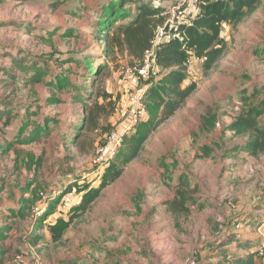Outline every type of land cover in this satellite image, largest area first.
Instances as JSON below:
<instances>
[{
	"label": "rangeland",
	"instance_id": "obj_1",
	"mask_svg": "<svg viewBox=\"0 0 264 264\" xmlns=\"http://www.w3.org/2000/svg\"><path fill=\"white\" fill-rule=\"evenodd\" d=\"M113 1L0 0V102H10L0 120V264H238L248 256L264 264V150L251 153L253 132L232 127L246 113L264 131V0L236 28L222 27L226 49L207 75L202 59L189 58L181 87L194 83L195 90L156 128L155 99L144 96L146 114L127 137L150 131L109 184L124 145L107 166L98 148L128 120L131 93L167 74L161 68L131 85L129 58L106 53L98 25L119 7ZM122 1L125 15L148 3L175 20L177 0ZM33 64L50 75L30 85L33 70H25ZM62 73L71 86L58 92L47 81ZM102 92L114 110L87 130L85 104L104 103ZM45 117L51 120L39 140L16 141L24 121ZM23 198L31 200L24 216H13Z\"/></svg>",
	"mask_w": 264,
	"mask_h": 264
},
{
	"label": "trees",
	"instance_id": "obj_2",
	"mask_svg": "<svg viewBox=\"0 0 264 264\" xmlns=\"http://www.w3.org/2000/svg\"><path fill=\"white\" fill-rule=\"evenodd\" d=\"M113 3V5H119V7L123 6L122 0L113 1ZM260 3L261 0H199L198 14L195 15L190 23H180L173 27V30L177 31L180 37L162 42L156 49L157 63L167 70V74L162 78L159 85L156 87L151 86L144 94L147 98L155 99V101L150 103L149 108L159 110L158 118L154 121L155 128L173 116L195 90L194 83L188 84L184 88L181 87V83L184 82L187 76L186 70L189 58L194 56L202 59V71L203 74L207 75L226 49L225 42L221 36L222 27L231 25L236 28L240 22L255 11ZM119 7L113 9V6H111L106 19L104 20L103 18L98 27L106 32V53L110 56L116 53H124L129 58V62L135 65L140 62L143 52L150 47L156 28L164 25L166 21L164 9L148 3H142L135 7V14L130 16L125 15ZM124 16L125 18L130 17L128 22L114 24L117 18ZM12 68L25 69L22 65L16 63L13 64ZM27 68L25 74L29 70H33L31 74L27 75L26 79L30 85L42 82L45 77L50 75L37 64L28 65ZM11 72L8 71L7 74L14 78L15 76ZM47 85L51 86L53 90L61 92L63 89L70 87L71 83L69 78L62 73L55 74L47 81ZM97 98H102L105 102L99 103L96 99L90 105L85 104L84 107L85 119L83 128L86 127L87 130L96 129L99 118L101 116H109L115 107V101L109 100L111 98L110 94L102 92L97 95ZM111 104V109L107 110V105ZM1 106H4V108L0 109V120L9 115V111L6 112L5 109L10 106V102L2 101L0 102V108ZM146 108H148V105H146ZM29 109L30 107H28ZM35 112L37 113V111ZM50 120V118L45 117L42 124L35 122L31 125L24 121L18 131L16 141L26 144L39 140L41 134L47 133ZM5 122H8V119H5ZM232 127L237 133L253 132V139L247 143L251 153L256 154L264 150V131L257 126L255 117L246 113L240 114L232 123ZM149 131L147 129L141 134L138 133L139 135L124 137L122 142L124 147L115 158L114 163L116 166L113 169L114 173L109 178V184L122 174L126 164L139 155ZM70 189L69 186L66 187L63 193L69 192ZM89 197L91 196L82 201L85 202L81 205L83 210H86L92 202ZM21 201L22 206L17 210L11 211L13 216L23 217V210L31 200L23 198ZM168 205L174 210L177 203L176 201H170ZM50 231L55 233V227L51 226ZM53 238L54 240H59L60 237L58 234H54ZM238 264H255V260L252 256H248L246 260L239 261Z\"/></svg>",
	"mask_w": 264,
	"mask_h": 264
},
{
	"label": "built area",
	"instance_id": "obj_3",
	"mask_svg": "<svg viewBox=\"0 0 264 264\" xmlns=\"http://www.w3.org/2000/svg\"><path fill=\"white\" fill-rule=\"evenodd\" d=\"M198 3L199 0H177L176 5L173 7L175 10L173 18L175 20L172 21V19H167L163 26H158L156 28L155 35L150 42V47L143 52L140 62L132 67L133 75L131 81L133 84L131 85L137 84L140 78L151 79L153 76L160 73L162 67L156 60V49L158 45L162 42L180 37L179 33L173 30V27L180 23H190L195 15L198 14ZM145 91L141 93H131L129 99L133 107L130 110L128 120L119 129L108 133L106 142L98 148V161L101 162L100 165L107 166L110 160L113 159L119 151L124 137L136 131L142 117L146 114ZM35 264L42 263L36 261Z\"/></svg>",
	"mask_w": 264,
	"mask_h": 264
}]
</instances>
